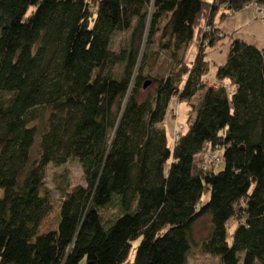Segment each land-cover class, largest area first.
Returning <instances> with one entry per match:
<instances>
[{"label": "trees", "instance_id": "1", "mask_svg": "<svg viewBox=\"0 0 264 264\" xmlns=\"http://www.w3.org/2000/svg\"><path fill=\"white\" fill-rule=\"evenodd\" d=\"M251 5L264 0H0V264H188L203 217L204 255L264 264V47L231 38L214 85L203 50L223 38L216 15ZM195 39L184 72L156 71ZM71 160L85 184L61 189L56 228L39 233L46 169Z\"/></svg>", "mask_w": 264, "mask_h": 264}, {"label": "rangeland", "instance_id": "2", "mask_svg": "<svg viewBox=\"0 0 264 264\" xmlns=\"http://www.w3.org/2000/svg\"><path fill=\"white\" fill-rule=\"evenodd\" d=\"M215 0H211L213 3ZM222 16L216 15L214 26L222 33V39L216 43L212 48H204L205 57L210 62V71L208 79L211 85H214L213 74L215 66L224 64L226 60L228 45L231 38L240 39L243 42L253 45L257 48L264 47V7H256L255 5L246 6L238 12L227 13V17L221 20ZM208 29V28H207ZM205 28L204 31H207ZM128 36H123L122 33H117L113 39L111 48L118 52L120 44L124 43ZM147 38L144 37L141 42V47L146 44ZM197 39L189 45L188 49L184 52L183 62L181 64L173 63L164 54L161 53L159 61L156 65V71L159 73L164 72L166 69L171 70L174 74H180L189 67L190 62L194 59L197 52ZM156 46H154L155 48ZM216 87V86H215ZM187 108L185 104L180 103L174 99L170 103V112L165 119L164 125L169 138L179 137L185 131ZM204 158V156H202ZM200 160V156L196 162ZM214 164V165H213ZM206 166H212L214 172H218L223 168V163L220 161L218 154L212 153L206 156ZM45 187L50 193L51 212L41 223L39 233L54 230L58 221V208L61 201V189L67 184L74 187L77 185H84V176L80 164L77 161L71 160L61 167H56L52 164L48 165L45 176ZM1 194V191H0ZM208 199V194L202 197V201ZM114 208H109L106 211V216L114 214ZM210 224L207 217L201 218L195 223L192 230V238L194 245L188 258V264H219L218 260L204 255L198 244L209 233ZM140 239L132 241V249L129 255V261H132L134 255V248L138 245ZM80 264H85L82 260Z\"/></svg>", "mask_w": 264, "mask_h": 264}, {"label": "built area", "instance_id": "3", "mask_svg": "<svg viewBox=\"0 0 264 264\" xmlns=\"http://www.w3.org/2000/svg\"><path fill=\"white\" fill-rule=\"evenodd\" d=\"M178 139V137L176 136V138H174V140ZM210 154H208V157H209ZM206 167V166H205Z\"/></svg>", "mask_w": 264, "mask_h": 264}, {"label": "water", "instance_id": "4", "mask_svg": "<svg viewBox=\"0 0 264 264\" xmlns=\"http://www.w3.org/2000/svg\"><path fill=\"white\" fill-rule=\"evenodd\" d=\"M148 85V83L146 82V84L144 85V88Z\"/></svg>", "mask_w": 264, "mask_h": 264}]
</instances>
